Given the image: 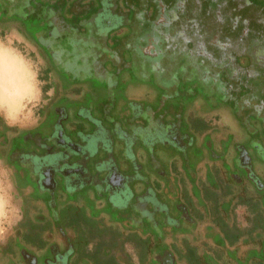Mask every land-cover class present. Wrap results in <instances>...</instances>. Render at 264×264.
I'll use <instances>...</instances> for the list:
<instances>
[{
	"label": "flooded vegetation",
	"instance_id": "1",
	"mask_svg": "<svg viewBox=\"0 0 264 264\" xmlns=\"http://www.w3.org/2000/svg\"><path fill=\"white\" fill-rule=\"evenodd\" d=\"M257 16L264 0H0V26L26 41L42 77L31 124L0 115L19 212L0 264H96V253L80 255L81 227L70 219L81 207L107 217V206L124 242L106 246L113 264H264V139L243 146L226 110L201 111L196 100L173 122L175 108L150 109L154 88L127 81L190 66L204 90L230 87L240 107L259 108L249 80L264 62L236 61L255 53ZM149 144L168 156L148 157Z\"/></svg>",
	"mask_w": 264,
	"mask_h": 264
},
{
	"label": "rangeland",
	"instance_id": "2",
	"mask_svg": "<svg viewBox=\"0 0 264 264\" xmlns=\"http://www.w3.org/2000/svg\"><path fill=\"white\" fill-rule=\"evenodd\" d=\"M256 18L260 19L262 22L256 23L253 26V28L258 31V34H256V42H252L253 48H251V50H253L252 53L254 51L255 53L251 56L247 55L244 59L243 57L239 58L234 55L236 56V61L239 63L241 62L243 65L248 63L250 59L254 58V62L251 65L252 68L256 66L255 60L258 59L260 65L264 62V34L262 31L264 30V17L257 16ZM35 22V17L27 20V28L31 35L34 28H36ZM183 65L186 64L183 62ZM254 71L255 74L250 78L249 83L256 89L254 97L259 101H263H261L262 103L260 102L262 106L259 108L252 104L249 106L256 111L257 109L263 110L262 113H264V73L263 70L259 68H256ZM157 72L158 71L154 70L149 71V73L153 74ZM187 72L192 78H190V76L188 78ZM40 73L39 58L33 56L29 51L26 41L18 34V32L11 28V25L0 26V115L9 125L13 124L23 127L31 124L35 120V111L42 98L40 88L42 77ZM194 73V70L191 71L190 66H188L187 71H185V69L173 67L171 69H166L164 72L165 75L159 74L160 78H158V74H155L157 80H154V82L146 80V77H139V80L136 78L128 79L127 81L141 85L146 89L150 88V86L154 88L153 91L150 92V109L156 110L158 105L161 111L167 109V107L175 108L173 110L176 112L175 114L172 112L169 113L173 116V122H178L179 119L183 117L181 114L180 116L182 117L178 118V115L183 109L187 108L184 107L185 104H188V102L190 104L191 101L196 100L204 102L201 106V111H208L211 108H216V111H218L220 108H223L228 112L227 116L230 117L232 127H235L236 129L241 127L245 133L248 130L246 134L243 132L244 136L242 135L243 137L239 141L243 146H245L246 142H248L247 147L249 142V146H251L254 139H264V131H261L260 127H257V124H260V121H258L259 119L256 117L258 116V111H251L249 106L240 107L237 102L239 98L237 90H231L230 87H227V92H230L231 90L229 95L225 90L223 92H220L221 90H215L216 92L214 93L211 90H204L203 88H206L204 87L205 83ZM143 81L146 83H142ZM157 83L162 87L169 85L170 88L169 90H166L160 86L157 87ZM154 84L156 85V88L154 87ZM120 89L121 84L116 88L114 87L113 90L114 92L119 93ZM244 91H246V89H244L243 92ZM115 97L118 96L115 95ZM121 98L125 101L128 97L122 95ZM239 108H243L241 112L238 110ZM166 111L170 112V110ZM234 111H236L235 114ZM242 113L247 116L241 118L238 114ZM110 114H113V112L110 111ZM232 139L228 138L227 141L231 142ZM146 148H143V152L145 153L147 151L148 157L156 159L157 156L160 158L168 156V154L164 152V148L157 144H149ZM132 161L133 157L130 156V162ZM151 162H154V160H151ZM148 170L152 173L154 168L149 166L147 170L144 167H141V169L138 170L133 169L137 175L144 173L147 174ZM141 179L145 181L144 178ZM17 202L18 200L11 182V177L3 160L0 158V242L5 239L7 233L11 231L17 221L19 214ZM103 210L105 211L104 213L107 214V217L114 213L109 210L108 206ZM94 215H96L95 210L91 208L87 210V208L81 207L77 216L70 219L71 222L79 223V226L81 227L80 255L85 256L83 255L84 253L95 255L96 253L97 256H101V258H96V264H113V258L111 257V254H108L107 250L111 249V246H117V248H120L124 243L119 237L115 236V231L120 230V220L114 213L110 216L113 223V226H110L108 225V220H105L108 219L107 217H96ZM112 231H114V233ZM104 235H107L109 238L100 240L99 238ZM145 240H147V237ZM107 241L110 243H107ZM106 246L110 247L106 248Z\"/></svg>",
	"mask_w": 264,
	"mask_h": 264
},
{
	"label": "crops",
	"instance_id": "3",
	"mask_svg": "<svg viewBox=\"0 0 264 264\" xmlns=\"http://www.w3.org/2000/svg\"><path fill=\"white\" fill-rule=\"evenodd\" d=\"M41 86H42V84H41Z\"/></svg>",
	"mask_w": 264,
	"mask_h": 264
}]
</instances>
